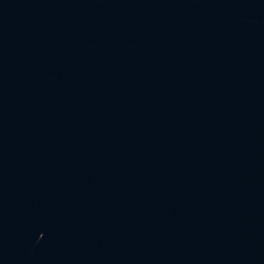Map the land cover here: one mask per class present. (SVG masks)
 I'll use <instances>...</instances> for the list:
<instances>
[{"label": "water", "instance_id": "1", "mask_svg": "<svg viewBox=\"0 0 264 264\" xmlns=\"http://www.w3.org/2000/svg\"><path fill=\"white\" fill-rule=\"evenodd\" d=\"M0 264H264V0H0Z\"/></svg>", "mask_w": 264, "mask_h": 264}]
</instances>
